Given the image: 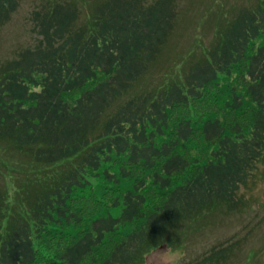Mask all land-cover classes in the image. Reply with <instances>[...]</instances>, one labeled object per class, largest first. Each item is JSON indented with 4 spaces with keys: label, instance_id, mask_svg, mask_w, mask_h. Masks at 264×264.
<instances>
[{
    "label": "trees",
    "instance_id": "trees-1",
    "mask_svg": "<svg viewBox=\"0 0 264 264\" xmlns=\"http://www.w3.org/2000/svg\"><path fill=\"white\" fill-rule=\"evenodd\" d=\"M22 1L0 0V28ZM183 6L43 0L32 11L37 42L0 65V264H145L246 206L240 191L264 164V0L224 6L205 48L144 86ZM148 183L164 194L152 208ZM237 244L185 264H226Z\"/></svg>",
    "mask_w": 264,
    "mask_h": 264
},
{
    "label": "rangeland",
    "instance_id": "rangeland-1",
    "mask_svg": "<svg viewBox=\"0 0 264 264\" xmlns=\"http://www.w3.org/2000/svg\"><path fill=\"white\" fill-rule=\"evenodd\" d=\"M41 1L43 0H23L11 20L0 28V65L6 59L14 57L21 48L33 46L37 42L31 16L32 11ZM215 1L183 0V17L177 31L151 71L150 76L155 77L146 78L143 82L144 86L157 84L160 74L172 72L176 65L180 68L188 51L198 50L200 47L204 49L206 41L213 36L212 27L217 24L216 15L221 14V9L223 10L224 6L231 7L244 3L246 0H217V9H214ZM210 8H213L212 11ZM194 153L197 156L207 157L205 150ZM101 182L98 178H93L96 189L99 187L102 189ZM7 183L10 188L14 186V181ZM146 194L150 199L149 208L159 204L164 195L151 183H148ZM240 196L246 203L241 211L212 215L206 219L201 228L187 231L188 235L184 238L187 239L186 241L176 245L167 242L153 250L146 256L145 264H159V250H166L168 245L183 251L181 264H185L219 241H238L236 252L226 264H264V164H260V169L249 185L242 188ZM80 197L84 198L80 203H85L88 199L86 195ZM189 235L191 236L188 237ZM113 242L106 246V251H109Z\"/></svg>",
    "mask_w": 264,
    "mask_h": 264
},
{
    "label": "clouds",
    "instance_id": "clouds-1",
    "mask_svg": "<svg viewBox=\"0 0 264 264\" xmlns=\"http://www.w3.org/2000/svg\"><path fill=\"white\" fill-rule=\"evenodd\" d=\"M184 253L181 249L172 248L170 245L164 251L159 250V264H181Z\"/></svg>",
    "mask_w": 264,
    "mask_h": 264
}]
</instances>
